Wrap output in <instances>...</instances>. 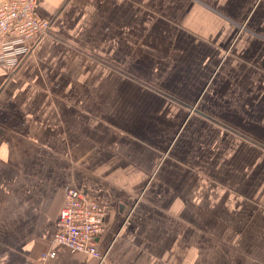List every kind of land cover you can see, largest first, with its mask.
I'll return each mask as SVG.
<instances>
[{"label":"crops","instance_id":"0c3cea01","mask_svg":"<svg viewBox=\"0 0 264 264\" xmlns=\"http://www.w3.org/2000/svg\"><path fill=\"white\" fill-rule=\"evenodd\" d=\"M37 13L0 65V264H264V0ZM70 186L110 208L102 263L52 243Z\"/></svg>","mask_w":264,"mask_h":264},{"label":"built area","instance_id":"2783aa9c","mask_svg":"<svg viewBox=\"0 0 264 264\" xmlns=\"http://www.w3.org/2000/svg\"><path fill=\"white\" fill-rule=\"evenodd\" d=\"M39 1L0 0V65L17 69L36 44L51 33V21L37 13ZM109 211V206L87 197L74 186L68 187L52 243L104 262L107 251L100 248L99 239L105 232ZM56 256L50 250L41 259L46 261Z\"/></svg>","mask_w":264,"mask_h":264}]
</instances>
